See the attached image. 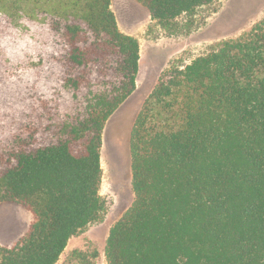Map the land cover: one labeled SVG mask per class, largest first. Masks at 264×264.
Instances as JSON below:
<instances>
[{
  "label": "trees",
  "instance_id": "1",
  "mask_svg": "<svg viewBox=\"0 0 264 264\" xmlns=\"http://www.w3.org/2000/svg\"><path fill=\"white\" fill-rule=\"evenodd\" d=\"M138 1L174 31L218 0ZM10 3L0 0V203L33 218L0 244V264H56L105 209L103 134L137 88L141 47L112 0H14L34 56L11 76ZM130 153L135 198L110 228L108 264H264V17L159 76Z\"/></svg>",
  "mask_w": 264,
  "mask_h": 264
},
{
  "label": "rangeland",
  "instance_id": "2",
  "mask_svg": "<svg viewBox=\"0 0 264 264\" xmlns=\"http://www.w3.org/2000/svg\"><path fill=\"white\" fill-rule=\"evenodd\" d=\"M13 23L2 48L9 75H16L33 59L34 47L28 26L17 16L14 0ZM10 6V5H9ZM24 7L27 9L26 4ZM119 28L135 36L141 47L135 92L109 118L102 144L100 195L104 211L99 220L73 235L56 264H108L106 242L110 228L135 198L132 184L130 134L141 106L159 76L173 65L184 67L223 41L235 39L264 17V0H218L200 7L193 15L176 19L174 31L164 30L138 0H112ZM33 215L13 202L0 203V244L12 245L27 231Z\"/></svg>",
  "mask_w": 264,
  "mask_h": 264
}]
</instances>
